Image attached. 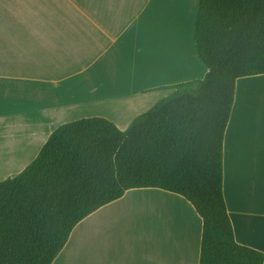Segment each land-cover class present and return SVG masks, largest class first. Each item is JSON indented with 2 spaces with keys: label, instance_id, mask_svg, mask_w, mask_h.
Masks as SVG:
<instances>
[{
  "label": "crops",
  "instance_id": "crops-1",
  "mask_svg": "<svg viewBox=\"0 0 264 264\" xmlns=\"http://www.w3.org/2000/svg\"><path fill=\"white\" fill-rule=\"evenodd\" d=\"M199 0H0V180L60 124L100 116L125 129L203 78ZM236 242L264 254V73L238 77L222 141ZM202 219L181 195L139 187L72 228L51 264H199Z\"/></svg>",
  "mask_w": 264,
  "mask_h": 264
},
{
  "label": "trees",
  "instance_id": "trees-1",
  "mask_svg": "<svg viewBox=\"0 0 264 264\" xmlns=\"http://www.w3.org/2000/svg\"><path fill=\"white\" fill-rule=\"evenodd\" d=\"M203 78L178 82L125 129L60 124L36 157L0 180V264H51L82 218L130 188L158 187L202 219L199 264H264L236 242L222 191V141L238 77L264 73V0H199Z\"/></svg>",
  "mask_w": 264,
  "mask_h": 264
},
{
  "label": "rangeland",
  "instance_id": "rangeland-1",
  "mask_svg": "<svg viewBox=\"0 0 264 264\" xmlns=\"http://www.w3.org/2000/svg\"><path fill=\"white\" fill-rule=\"evenodd\" d=\"M11 177V176H10Z\"/></svg>",
  "mask_w": 264,
  "mask_h": 264
}]
</instances>
